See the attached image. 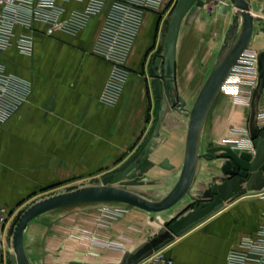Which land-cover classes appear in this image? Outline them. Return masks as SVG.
Segmentation results:
<instances>
[{"label": "crops", "instance_id": "1", "mask_svg": "<svg viewBox=\"0 0 264 264\" xmlns=\"http://www.w3.org/2000/svg\"><path fill=\"white\" fill-rule=\"evenodd\" d=\"M203 1L196 7V17L188 30L191 36L187 42H196V66L193 68L196 74L187 73L189 78L192 77L190 81L194 88L188 93L183 92L182 77L193 62H180L184 21L177 43L176 93L185 99L187 107L191 104L188 108L196 99L197 85L204 83L203 78L206 79L214 65L230 26L226 9L208 11L206 0ZM249 1L254 14L261 7L264 11V3L258 9L254 7V1ZM111 2L106 0L102 13L92 16L75 34L56 31L49 35L43 23H38L33 30L19 27L12 45L0 51V62L6 69L30 79L33 84L29 101L11 119L0 123V203L10 211L19 197L31 193L34 182L40 180L42 169L47 173L45 178L55 179L57 165L64 166V170L70 169L76 156L87 161L88 149L95 143L98 150L103 149L100 151L103 163H121L128 158L149 163L151 179L163 177L168 180V190L163 196L180 176L189 116L172 105L165 91L164 97L160 95L156 83L159 78L155 73L162 72V67L155 70L152 61L164 46L165 15L162 13L170 7L171 0H164L158 10L145 12L127 59L131 75L119 101L113 106L100 100L111 63L93 52L97 31ZM84 4L77 1L63 3V17ZM26 34L32 36L30 53L18 46V38ZM255 34L247 49L260 53L264 51V41L256 39ZM198 67L201 69L197 71ZM234 73L208 114L201 138L202 153L217 145L230 146L231 127L243 131L250 123L248 99L228 94V88L238 82ZM109 148L111 150L104 152ZM224 162L223 158L201 157L192 188L171 208L153 215L130 205L132 207L126 208L111 226H96L97 231L119 242L115 247L105 245V241L93 246L75 238L82 236L79 227L76 228L82 223L74 211L61 208L34 218L24 236L25 245L27 238L31 240L29 246L26 245L30 248L26 251L31 263L123 264L127 253L136 252L155 237L162 224L184 213L189 205L193 206L196 203L193 197H201L210 185L227 177L221 169ZM248 186L233 201L225 202L209 217L175 235L166 244V253L174 264H226L231 249L243 236L255 232L264 216V198L251 199L255 196L252 193L254 186ZM10 227V220L0 224L4 239ZM6 260L5 252L0 253V264H7Z\"/></svg>", "mask_w": 264, "mask_h": 264}, {"label": "water", "instance_id": "2", "mask_svg": "<svg viewBox=\"0 0 264 264\" xmlns=\"http://www.w3.org/2000/svg\"><path fill=\"white\" fill-rule=\"evenodd\" d=\"M230 1L236 8L233 23L229 26L220 53L190 109L186 107L185 99L176 93L177 43L184 19L193 6L202 5L203 0H177L165 36L163 59L158 57L154 63L155 70L162 67V72L155 73L159 78L156 83L160 95L164 97L165 91L172 105L180 111H185L189 116L184 164L172 189L162 198L152 199L142 192L128 188L125 184H113L112 176L103 184L82 186L42 198L24 210L14 227L12 245L16 264H32L26 253L24 236L34 218L56 209L106 202L127 203L151 212L171 208L192 188L201 157L225 159L221 169L227 177L220 183L210 185L201 197H193L196 203L192 208H188L171 222L165 223L169 229L167 233L144 243L136 252L127 253L123 264H137L153 250L162 248L175 235H180L197 225L225 202L233 201L236 195L245 190L247 184L249 186L253 184L254 190H261L264 187V129L258 130L255 117L257 101L264 91V51L258 54L259 78L254 91L249 123L256 154L253 156L246 150L228 145H217L205 153L201 152L202 133L212 105L235 64L249 46L255 32L256 21L264 22L263 17L252 12L249 0ZM261 28L264 32V26Z\"/></svg>", "mask_w": 264, "mask_h": 264}, {"label": "built area", "instance_id": "3", "mask_svg": "<svg viewBox=\"0 0 264 264\" xmlns=\"http://www.w3.org/2000/svg\"><path fill=\"white\" fill-rule=\"evenodd\" d=\"M69 1L85 2V4L84 7L75 8L68 16L63 17L65 8L62 4ZM163 3L164 0H112L93 45V52L111 63V72L100 95L102 103L113 106L119 101L122 90L131 75L127 59L143 24L144 14L146 11L160 9ZM105 4L106 0H0V51L12 45L19 27L33 30L38 23H43L46 25L45 32L49 35L56 31L75 34L92 16L102 13ZM18 46L24 52H32V36L26 34L18 38ZM258 54L256 51L246 49L222 88L226 86L236 70H239L236 74L234 73V79L237 77L236 81L238 77L245 74L244 71L247 68H252L259 73ZM237 64L238 68H236ZM257 77L259 78V75ZM236 85L230 86L228 92L241 95L251 104L253 90L251 93L247 90L237 92L239 88L237 89ZM32 92L33 84L30 79L9 72L0 62V123L11 119L29 101ZM256 125L259 131L264 129V112H258ZM233 132H236V137L229 140L230 146L246 150L254 156L256 148L250 129L243 131L234 129ZM242 133L249 134V138L240 139ZM254 195L264 198V187L257 190ZM8 211V207L0 203V224L7 223ZM82 235H84L83 240H86L89 245L95 243L92 235L85 232ZM6 248V242L0 233V253L5 252ZM93 252L95 253L94 250ZM152 258L155 257H150L141 264H169L162 261L161 257L160 260L158 257ZM226 264H264V216L259 228L243 236L231 249Z\"/></svg>", "mask_w": 264, "mask_h": 264}, {"label": "rangeland", "instance_id": "4", "mask_svg": "<svg viewBox=\"0 0 264 264\" xmlns=\"http://www.w3.org/2000/svg\"><path fill=\"white\" fill-rule=\"evenodd\" d=\"M254 1V7L259 9V5L263 6L264 0H252ZM177 3V0H171V5L170 7L163 11L162 14L165 15V22H164V31H165V36L168 30V25L170 22L171 14L172 11ZM258 4V5H257ZM206 10L208 11H215L218 8V11L227 10V13L230 17V25L233 23V18L235 16L236 8L232 5L230 0H206ZM196 7L197 5L193 6V8L190 10L189 14L187 17L184 19V24L182 28V38H181V44H180V62L184 61L186 64L189 63L191 60L192 67L186 69V74L184 77H182V88L183 92H189V89L194 88L193 85L191 84L192 80L191 76L194 71V66H196V42H187L189 39V36H191V33L188 32V30L191 28L189 25L192 22V19L196 17ZM258 12V13H257ZM163 15V16H164ZM256 16H260L264 18V11H262V7L256 11L255 13ZM162 17V16H161ZM256 36L255 38L258 39L259 41H264V35L261 31V27L264 24L263 21H256ZM196 27V25H194ZM193 28V27H192ZM264 45V44H263ZM264 48V46H263ZM164 50L165 47L163 46L162 50L160 51V54H157L152 57L153 63H155L156 59L162 58L164 55ZM195 53V54H194ZM216 55V54H215ZM204 63L205 60H202ZM201 63V61H199ZM201 68L198 67L197 71L200 70ZM239 71V70H238ZM132 72V71H131ZM189 72V73H188ZM190 78H189V75ZM245 74H242V76L238 77V82L236 87L238 89L237 92H242V91H248L252 92V101H253V96H254V89L258 84V75L259 73H256L254 69L247 68L244 71ZM241 75V73H240ZM204 77V76H203ZM237 78V77H236ZM235 78V79H236ZM205 80V78H203ZM202 84L197 85L201 88ZM198 87V88H199ZM197 88V89H198ZM196 89V97L199 93V89L197 92ZM188 90V91H187ZM226 92V91H225ZM233 97L234 93H228ZM195 101V100H194ZM236 100L233 99V102ZM258 106H257V112L256 116L259 111L264 112V91L261 94V96L258 99ZM191 103V102H190ZM194 104V103H193ZM191 104L188 105L190 107ZM193 106V105H192ZM252 106V102L250 104ZM187 107V106H186ZM187 107V108H188ZM249 107V106H248ZM190 109V108H188ZM185 112V111H184ZM248 114L251 113L248 111ZM236 126H232V137L229 138L231 141L232 139H235L236 137V132H233V128ZM235 129V128H234ZM250 127L246 128V130H249ZM245 130V129H244ZM240 139L247 140L249 138V134L247 133H242ZM103 149H99L96 147V143L93 144L89 149V158L86 161V159H82L79 156H76L73 158L71 168L64 170V166H59L57 165V173L55 179H47L44 176L47 174L46 172H43V169L41 171V177L40 180L34 182V187L31 189V193H28L22 197H19L18 203H16V206L12 211H8V220L11 221V227L9 230V234L7 235V238L4 239V241L7 240V248L5 250L6 258H7V264H16L15 260V253L13 250V245H12V234L14 231V227L19 220L21 214L24 212V210L33 204L34 202L48 197L50 195L64 192V191H69L73 190L82 186H87V185H98V184H103V182L114 176L113 184L120 185V184H125L128 188L133 189L138 192H143L147 197H150L152 199H159L162 198L163 195L167 192L168 186V180L167 178H156V179H151V175L149 172V163H146L144 160L139 161L138 159L136 160H128L125 159L121 163H107V162H101V156H100V151L102 152ZM109 149H104V152H107ZM136 153V152H135ZM127 160V161H126ZM47 177V176H46ZM161 179L164 180L161 182ZM249 187V186H248ZM247 187L246 190H249ZM251 189V188H250ZM254 190V189H253ZM257 191V190H256ZM254 190L250 192L256 193ZM253 194V195H254ZM252 196V195H251ZM254 198H259V196H252L251 199ZM193 201V200H192ZM193 204V203H192ZM131 204L127 203H121V202H106V203H95V204H86V205H79V206H73V207H67L63 211H74L76 214H78L79 220L82 224H79L80 226H77L76 228L79 229L81 233L85 232L88 233L89 235H92L94 237L95 243L93 244L96 245L97 243H103L108 246H117L119 242H116L115 240L111 239L110 237L107 236V234H102L99 231L96 230V226H101V227H109L111 224L118 218H120L126 211V208L132 207L130 206ZM192 205H189L184 209L187 210L188 208L190 209ZM148 211V210H147ZM73 212V213H74ZM155 215L157 212H151ZM179 214H177L175 217H172L170 222L175 219ZM7 220V222H8ZM86 223L89 225L87 226ZM169 231L168 227L164 224L161 225V227L158 230V233L155 235V237H158V235L167 233ZM82 235V234H81ZM84 235L81 237H76L80 242L85 241L83 240ZM28 237V236H27ZM30 239H26V245L29 246ZM171 239L164 244L162 248L155 249L153 250L146 258L149 260L150 257H155L160 260V257L163 259L162 261H166L169 264H174L172 258H170L165 250L166 244H169ZM25 244V243H24ZM25 247L27 249H30L29 247ZM158 254V255H157ZM145 258V260H146ZM152 258V259H155ZM143 263V261L141 262ZM139 263V264H141ZM138 264V263H137Z\"/></svg>", "mask_w": 264, "mask_h": 264}, {"label": "bare ground", "instance_id": "5", "mask_svg": "<svg viewBox=\"0 0 264 264\" xmlns=\"http://www.w3.org/2000/svg\"><path fill=\"white\" fill-rule=\"evenodd\" d=\"M26 253H27V251H26ZM28 255V254H27Z\"/></svg>", "mask_w": 264, "mask_h": 264}]
</instances>
